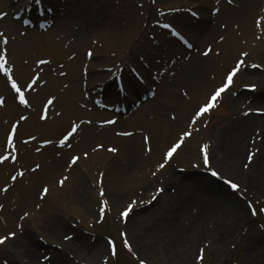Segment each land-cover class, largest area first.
<instances>
[{
    "label": "bare ground",
    "instance_id": "1",
    "mask_svg": "<svg viewBox=\"0 0 264 264\" xmlns=\"http://www.w3.org/2000/svg\"><path fill=\"white\" fill-rule=\"evenodd\" d=\"M73 1V4L67 2L69 5H66V9L74 10V16H72L74 22L71 23L67 19H58L55 28H58V30L64 28L71 29L76 23L79 26V31L68 33L76 36L74 38L76 42L72 41L73 48L75 50H81V47L87 44H90L89 48L92 44L95 46L94 51H88V57L91 60L85 65V69L89 72L90 76L89 82L85 84V92L89 91V100L82 102L85 108L84 110L89 112L88 117L92 118L103 114L99 112V108H97L98 103L94 99V93H92L97 84L101 81L103 82L108 77L106 72L100 71L101 67L109 71L108 68L123 63L126 59L129 60L128 55L133 59V53H137L139 49L145 47L148 50V54H151L157 47L153 46L149 40L143 38L141 30H139V21L135 17V14L131 13V11H136L133 8V2L141 8L142 4L139 0H124V5L120 7L113 4L112 0H92L93 4L90 7L84 2H81V0ZM116 1L123 2V0ZM174 1L169 0V5H174ZM259 1L238 0L240 4L238 8L223 4V9L220 14L229 20V25L227 26L229 28L224 32L209 37L213 40L211 43H214L216 51L220 52L219 57L214 56L208 59L195 56L189 60L190 69L181 70V73L179 72V84H187V86L193 88L196 91V100L203 99L206 92L218 83L221 77L224 79L227 70L224 74L223 69L228 68V65L235 58V54L243 48L239 38H241V41L248 39L247 42H249L250 38L256 34L255 23L257 18H254V14L262 9V4L260 6ZM57 2L56 0L54 4L58 8L60 5ZM6 4L10 5V0H7ZM128 7L131 8L130 11H128ZM139 10L140 12L143 11L142 9ZM209 22H211L209 17L197 21L194 24L196 27L193 26L196 32H191V34L193 36L199 34L200 37H203V35L207 34L206 30L209 28ZM18 23L16 21L12 22L14 27L19 26ZM215 30L216 32L219 31L217 28ZM37 36L38 34L36 32L29 31L28 37L23 39L22 42L18 44L17 42L12 43L10 56L15 58L18 51L21 53L23 50L27 51L32 47L34 48L37 42L35 40ZM206 36L208 37V35ZM163 37L164 35L158 38L161 40H159L160 42L164 39ZM220 37H225V40L220 42ZM139 41L140 44H138ZM164 41L168 44L167 48L170 51L174 49L171 47V44H177L180 46V50L183 49L182 45L174 40V38L165 39ZM161 44L164 45L163 42ZM200 45H205V43L202 40H196L195 47ZM252 50H255V48ZM129 51L131 52L129 53ZM105 58L107 63L103 61ZM77 61L79 62V60ZM221 63L222 66L220 65ZM165 65L167 66L169 64L166 63ZM210 70L212 71L211 74L216 76L215 81L210 80V78L207 79L206 77V73L211 72ZM125 81L126 87H138L139 85L136 78L131 76H127ZM104 82H106L107 90L113 91V82L108 80ZM173 87V85L166 82L161 86L159 96L148 103L151 113L161 105L162 101L168 106L175 107L173 104L174 100L169 98L170 90ZM70 90L69 92L72 93L67 92L70 96L73 94L78 97V81L72 83ZM177 97L181 98L179 95ZM6 103L12 106L16 105L12 102L10 96L7 97ZM200 103L197 101L194 108ZM7 104L5 105L6 108H12ZM189 107L190 103L180 100V104L176 107L178 110V118L176 121L169 122L161 115H156L154 121L147 120L148 112L145 109H140L132 115L131 119H134L135 122H139L140 124H144L146 130L152 133L151 144L153 154L146 159L140 153L141 148L137 144L138 136L114 138L113 140L117 142L122 150V156L119 158L114 154H108L103 151L87 155L86 159L83 158L81 162L79 161L80 163L77 162L72 166L74 169L71 173L73 188H71L69 182L62 189L54 185V178L64 172V161L62 159H53L51 162L45 163L40 171L30 173L29 180L23 186L18 185L16 187V189H19L16 191V194L4 193L2 195L4 210L0 211V236H6L13 232L16 235L14 238L10 235L8 244L0 245V264H71L69 259L65 255L59 254V251L56 249L58 245L57 238L58 240H64L66 237H74L78 229L75 220H71L75 215L67 209V197H70L74 193H76L74 197H78L79 186L83 183L81 182L82 179L87 174H90V171L97 166H103L108 169L109 186L118 196L127 195L128 191L134 193L136 189L145 190L156 185L158 181L160 182L162 180L161 177L159 180L157 174H151L148 169L144 168V164L145 162L149 164L152 162L155 163L158 156L162 154V148L169 138L175 137L176 135L178 137L179 130L184 126H188ZM157 111L163 110L158 108ZM65 119L66 117H63L53 125ZM253 125L254 123L251 125L248 121H243L235 129H226L223 131L221 138L223 140L212 151L214 156L212 159L213 163L221 171L229 174H234V172L239 171V164L242 159L240 154L244 150L242 143L250 128L252 130L251 126ZM189 141L192 140H187V142ZM25 150L27 152L21 154V159L33 156L32 151L29 149ZM48 150L50 149L48 148ZM7 169H14V164L11 161L1 166L0 178H5L4 172ZM43 183L51 186L46 197L41 196L39 194L40 192L35 193L36 186ZM167 184L166 186L169 187H167L164 194H161L162 196L152 203L153 205L151 207L156 206V210L137 221V238L142 244V247L151 249L156 245H160L161 251L171 253L176 250H181L183 256L187 258L194 250L193 246L196 247V243L200 238V232L203 228V222L213 213V206L216 205V201L221 195L223 184L217 180L209 182L202 171L198 172L196 178H193L189 183L168 181ZM123 190L127 191L123 193ZM37 202L41 204H36ZM63 210L69 212L65 219L59 218L58 216L59 212ZM168 211L171 213L165 215ZM181 218L185 220L180 222ZM134 228L132 227L133 230ZM49 236L53 240L49 241ZM86 238L78 234L76 238L78 250H81L86 257L94 260L97 258L98 253L104 250V245L101 242L92 243ZM51 255L52 258H50ZM194 258L195 255H190L187 262Z\"/></svg>",
    "mask_w": 264,
    "mask_h": 264
},
{
    "label": "rangeland",
    "instance_id": "2",
    "mask_svg": "<svg viewBox=\"0 0 264 264\" xmlns=\"http://www.w3.org/2000/svg\"><path fill=\"white\" fill-rule=\"evenodd\" d=\"M168 1L169 0H143V3L145 4L142 7L143 16L141 17L137 11L135 12V17H137L139 21V30H141L142 25L143 31L147 29L144 35L145 38L152 40V35L156 34L153 30L149 31L148 26L150 22L157 16V12L161 11V8H191L200 14L208 16V14H210V12L212 11L213 6H220L219 4H213L214 2L210 3L208 1L207 8L204 6L202 8L197 6V4L200 3V0L198 1L199 3L195 2L193 4H191L187 0H175L173 3L174 5L171 6L169 5ZM233 1H236L235 3L238 2V0ZM259 2L261 5L262 0H260ZM86 3L89 5V7L92 6L90 5L91 2L89 0L86 1ZM223 3L227 4L226 2ZM134 4L135 7H137V4L135 2ZM5 9H7V7H5V2L1 3L0 12ZM69 14H65L62 17H65ZM256 15H258L257 12L254 14V18ZM70 16H72V14H70ZM185 16H187V20H185L186 24H189V22L193 24V15ZM220 18L221 20L219 19V22L221 23L218 24V27L226 25L224 23L228 22L223 17ZM4 23L5 21H0V30L1 27H3ZM210 26L211 28H213V23ZM178 27H180L181 31L186 36H189L190 33L188 29L190 26H185L182 24V26L179 25ZM3 30H6V35L11 38L17 35L18 37H20L21 34L20 27L16 28V30L14 31L10 29L9 26H6ZM215 31H212L208 28V34H210L211 32L215 34ZM66 33L68 32L66 31ZM66 33H63V31L60 30L59 32H50L48 34L39 33L40 36L35 38V40H37L35 47H32L27 51L23 50L21 53L20 51H18L17 56L14 58L15 63L17 62L18 65L23 66L25 69L26 67H28L27 69L33 67L35 61L40 58L51 59L54 61V65H59L60 63L63 64L70 59L71 63H73V70L75 71V73L73 74L69 71V69H67V76L65 78H60L61 80L57 83L58 85L56 87H53L54 91L61 93L65 89L67 82L70 81L72 83L74 82V79H78L79 87L81 89V82L84 77L81 68L84 63V51H86V49L89 48L90 45L87 44L86 46L81 47V50H75V48H73V42L70 38H76V36H67ZM216 34H219V31L216 32ZM239 39L241 43V38ZM201 40L206 42V44H212L210 41H208L211 40V38H207L205 35L203 38H201ZM245 41H243L241 44L243 47H245V45H243ZM16 42L18 44L22 42V40H15L13 43ZM74 42H76V40ZM203 47H205V45H203L202 48ZM73 50L75 51L73 52ZM242 50L244 49L242 48ZM263 50L262 48H259L256 55L255 53L252 54L251 59L257 62L264 61ZM71 52L78 53V55L72 58L71 56H73V54ZM144 53V49H139L137 53H133V59L139 60V55ZM151 54L152 59L150 58V54H146V58L155 63L158 56L155 53ZM209 55V57L211 58L214 57L215 51ZM234 59H236V57ZM77 60H79V62ZM75 61L77 62L74 63ZM220 65H222V63ZM50 73H52V70H49L46 74H44L46 79L47 77H51ZM211 73L212 71L206 73L207 79L210 78L209 76ZM21 75L22 73L20 74V76ZM31 75L32 73H29L28 75L23 74L22 76L24 77V79H29ZM239 80L243 81V83L245 84H250L252 82L259 84L260 82L259 85L261 87V90L256 95V97H264V73L248 72L242 74ZM0 85V90L5 89V86L2 87L3 85H5L3 79L2 81L0 80ZM185 86V88H187L190 94L194 97L196 95V91L193 88H190V86ZM53 89H49V92L47 94L52 92ZM208 92L209 90L207 91V93ZM207 93L205 94V96L207 95ZM41 96L42 98L40 100L43 101L46 98V95L43 94ZM78 101L79 98L76 97V103ZM236 101L239 102L237 98L233 96L232 91H230L227 99V107H230L231 104H234ZM68 102H70V100ZM194 102L195 100L191 103ZM241 102L242 100L239 102L240 105H242ZM255 104L256 106L264 107V104ZM236 109L228 108L225 114L224 111L222 112L223 114H217L216 118L211 124V127L207 130H204V134L200 135L198 139L194 140L192 143L190 142L191 144L189 145L191 146H187L185 150H182V152L180 153L181 158H183V154L186 155L190 166H193V163L195 162H199V145L203 141L204 143H206L210 140V142L213 144V151L217 147V145H219L218 140L222 138L223 131L226 129H235V127L239 125L241 119L237 118V113H239L240 107L236 105ZM169 112H174V110H168V116H170ZM231 113L236 114V116H228ZM17 115L19 114L16 113L13 117H16ZM3 116L5 117V114H2V116L0 117V126L4 125ZM106 117H108V115H104L103 118ZM222 117H224V121H221ZM248 118H250L249 120H251L255 124L254 126H251L252 130L250 131V134L248 133L245 137L247 144L251 136L257 135L256 130L258 129V134L260 137H262V141L259 144L260 147H262V150L260 153H258L257 157H255L254 161H250V159L247 158L248 146L244 143V138V141L242 143V148L244 150L242 154H240V157L242 159L240 160L239 171L234 172V174H229L222 171V173L226 177L230 178V180H233L235 184L241 186V189H239L240 192L234 193L231 192L227 186H222L223 189L221 191V195L218 197L216 205L213 206V213L209 215L208 218L206 217L207 219H205V222H203V228L200 232V238L196 243V247L193 246L194 250L192 249L193 251L190 254L191 256H194L196 255L195 253H197L198 247L203 248L202 255L204 256V259L203 261L200 260L199 264H264V217H260L258 220L252 218L249 210L250 206L247 204V201L245 199L240 197L242 196V194H244L248 198L255 197V200L258 201H262V199H264V117L251 115ZM46 125L47 124L38 123L36 119V125L30 126L29 130L26 131V133L32 136L41 135L40 139L45 140L46 138H50L51 136L49 132H46L45 127H43ZM59 125H62V123ZM68 125L69 123L65 125V127L61 126L59 128H56L53 138L60 136L68 128ZM23 135L25 134H21V136ZM103 137L106 138V136L104 135ZM97 140H99V138H97ZM110 140V138L104 139L105 144H109ZM175 140L176 137L171 138L170 140H168L167 145L169 144V142H174ZM96 142L94 141V143ZM94 143H91L89 146L85 145V147L89 149L91 146H93ZM257 163H259V167H257ZM214 167L220 170V168H218V166H216L215 164ZM107 171L106 168L102 166L94 167L90 171V174H87V176H84V178L82 179L81 182L83 183L79 186L82 190L79 189L77 194L78 197L75 198L74 194L76 195V193H74L71 194L70 197H68L69 199L67 198V209L72 211L75 215V217L71 218V220H76L77 218V223L80 222L83 225L80 228L78 234L87 237L86 239H89L92 243L101 242L104 245V250L100 251L96 256L97 258H95L94 260L90 259L86 257L81 250H78L79 248L77 246L76 239L74 238L72 241L66 244L68 248L67 252H71L72 256L78 257L80 260H85L96 264H141V261L151 264H196L197 261L195 259L187 262V259H189L190 255L185 258L181 250H176L171 253L167 251H161L159 247L160 245H156L151 249L142 247V244L138 240L136 233L137 220L141 219L142 217H146L148 214H151L152 211L156 210V206L153 208L150 206L149 209H146L145 211L140 213L141 209L139 211L137 210L139 208L137 204L132 210L130 220L127 223L125 221H122L120 217L122 209H124L132 199H134L135 197H140V194H142V192L132 193L128 191L127 195L118 196L111 190L109 186L110 183H108V175H106L108 174ZM164 173H167L168 175L169 170H166ZM104 175H106V179ZM101 180H103L102 184L100 183ZM68 182L71 184V188H73L72 177ZM41 185L42 184L36 186V192L39 190ZM125 191L127 190H123V193H125ZM144 207L145 206H143V208ZM68 213V211L63 210L59 212L58 216L59 218L65 219ZM170 213L171 212L168 211L165 215ZM184 220H182L181 218L180 222ZM132 227H135L134 230L132 229ZM122 233L126 235V241L122 237ZM78 234H76V238ZM107 238H112L115 243H113V241L110 239L107 240ZM113 244H115V250L116 248H118V250H116V255L112 254ZM127 244L131 245V250L129 249ZM69 253H64V255L71 260L72 258L70 257Z\"/></svg>",
    "mask_w": 264,
    "mask_h": 264
},
{
    "label": "snow or ice",
    "instance_id": "3",
    "mask_svg": "<svg viewBox=\"0 0 264 264\" xmlns=\"http://www.w3.org/2000/svg\"><path fill=\"white\" fill-rule=\"evenodd\" d=\"M37 2H38V3H43V0H37ZM217 2H218V0H217ZM45 11H50V9H45ZM217 11H218V9H217ZM165 27H169V25H165ZM174 34L177 35V36H180V33H179V32H175ZM0 38H3V37H2V34H0ZM181 39H184V38L181 37ZM185 43H187V41H185ZM188 46L191 47V44H189ZM211 51H212V49L209 48L208 51H206V52L204 53V55L207 56ZM89 55H91V53H89ZM244 55L247 56L248 54H247V53H244ZM6 62H7V61H6L5 56L0 55V70H3V71L7 74V73L10 72V69H8L7 67H5ZM46 63H48V61H45V60H41V61H40V64H46ZM242 65H244V61H243V60H240V61L238 62V65L235 66V67H234V68H233V69L227 74V76H226V83H225L223 86L219 87L218 89H216V90L214 91V93L210 96V99H209V102H208V103H206L205 105H203L202 107L199 108V110H198V111L196 112V114H195V116H196L197 118L200 117V116H203L205 113L209 112L213 107L216 106V102H217L218 98L221 97V95H222L224 92H226L227 89L232 85V83H233V78L237 75L238 72H240V66H242ZM253 67H256V66L253 65ZM8 79H10V81H11L12 88L15 90L16 93L19 94V100H20V103H21V104H24V105H28L29 102H28V100L25 98V94H24V92L21 90V86L17 83V81H16L15 79H12L11 76H9ZM38 79H39V77L37 76V77H36L35 79H33L30 83H28V84L26 85V87H27L28 89H33V87L37 84ZM3 103H4V98H3V97H0V105H3ZM52 103H53V100H52V99H49V100L47 101V104H48V105H51ZM42 118L47 119V108L45 109V115H44ZM20 119H21V120H26L27 117H23V116H22ZM193 122H195V121L193 120ZM89 123H90V121H89ZM108 123H114V121H108ZM79 127H80V124H73V126L71 127V130H70V131L67 133V135H65L64 138L60 141L61 145L65 144V142L68 141L69 138L72 137V136L76 133V131H77V129H79ZM13 131H14V130H13ZM121 135H130V133H121ZM191 135H192V133H190V132H187V131L184 132V137H190ZM9 142H11V141H9ZM46 143H50V141H46ZM183 143H184V139H183V138H180V139L178 140V142H176L175 144H173V145L170 147V149H169V150L167 151V153H166L167 158H168L169 160L172 159L173 155L177 152L178 149L181 148V146L183 145ZM13 147H15V145H13ZM100 147H103V145H101ZM109 151H111V152H117L118 149H116V148H111V149H109ZM149 151H150V149H149ZM204 154H205V159L207 160V146H205ZM84 155H87V153H84ZM8 159H9V156H3V157H0V162L6 161V160H8ZM79 160H80V157H79V156H75V157H73V159H72L71 162H72L73 164H76ZM39 167H40V165H36V168H39ZM159 167H160V168H164V167H165V164L162 163V164L159 165ZM212 174H213L214 176H219V175H220V173H218V172H216V171H213ZM20 175L23 176L24 173H20ZM12 179L15 180L16 177L14 176V177H12ZM60 183L63 184L64 181L61 180ZM227 183H228L232 188L239 190V187H240V186L237 185V184H235V183H233L231 180H228ZM5 191H7V189H5ZM43 191H44L45 193H47V192H48V189H47V188H44ZM159 191L162 192L163 189H160ZM131 211H132V206H129V207H128V208L122 213V215H123L124 217H128V215H129V213H130ZM10 235H11V237L14 238L15 235H16V233L13 232V233H11ZM8 239H9V236H7V235H6V236H3V237H0V245H4V244L8 241ZM66 239H71V237H66ZM125 243H127V242H125ZM128 247H129V249L131 250V245H128ZM112 254H113V255H116V250H115V245H114V244L112 245ZM45 259H47V257H45ZM199 259H200L201 261H203L204 256H203V255H200V256H199ZM141 264H145V262H144V261H141Z\"/></svg>",
    "mask_w": 264,
    "mask_h": 264
}]
</instances>
